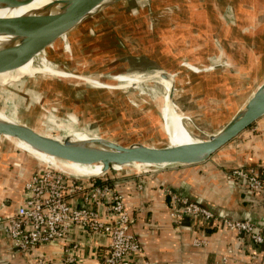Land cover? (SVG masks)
Instances as JSON below:
<instances>
[{"label":"rangeland","instance_id":"obj_1","mask_svg":"<svg viewBox=\"0 0 264 264\" xmlns=\"http://www.w3.org/2000/svg\"><path fill=\"white\" fill-rule=\"evenodd\" d=\"M140 2L102 10L30 61L33 68L5 73L11 79H0V112L53 138L124 146L168 144L160 107L174 109L194 138L220 130L264 79V0ZM43 70L58 74L35 73ZM159 73L173 81L170 106L161 101L167 81ZM257 121L221 149L241 142Z\"/></svg>","mask_w":264,"mask_h":264},{"label":"crops","instance_id":"obj_2","mask_svg":"<svg viewBox=\"0 0 264 264\" xmlns=\"http://www.w3.org/2000/svg\"><path fill=\"white\" fill-rule=\"evenodd\" d=\"M140 1L144 4V0ZM4 74H0L1 80L11 79ZM13 75L23 76L16 72ZM15 147L20 150L0 141V218L17 212L29 195L25 190L27 182L43 168L31 153L16 144ZM215 156L186 167L152 172L112 171L94 179L111 182L113 192L122 197L126 212L133 219L131 231L141 244V264H264V246L227 230L219 221L182 217L179 202H175L187 199L219 218L251 221L264 232V188L249 190L240 182L227 180L225 172L236 167H264V118L246 131L241 142L237 140L230 148L220 149ZM91 180L79 178L86 189ZM68 202L78 208L83 196L74 194ZM106 210V201L96 209L108 225L110 216ZM109 245L106 234L72 228L63 242L41 244L34 256L52 264H104ZM29 259L11 247L0 228V264H29Z\"/></svg>","mask_w":264,"mask_h":264},{"label":"water","instance_id":"obj_3","mask_svg":"<svg viewBox=\"0 0 264 264\" xmlns=\"http://www.w3.org/2000/svg\"><path fill=\"white\" fill-rule=\"evenodd\" d=\"M31 1L33 0H0V5L13 7ZM121 1L123 0H54L56 4L62 6L61 11L55 14L19 20H1L0 37L8 39V43L0 46V74L9 73L29 61L34 62L36 57L44 54L46 49L52 47L58 39L64 38L102 10ZM157 76L164 79L170 77L165 73H159ZM171 85L168 98L172 102L174 89L173 84ZM109 87L111 86L103 85L102 88ZM262 116H264V79L220 130L205 139L194 138L190 134L195 140L182 145L170 144L165 133L168 144L163 147L143 143L124 146L94 136L88 140H75L69 135L64 139H58L43 135L11 118V121L0 118V139L8 140L13 144L10 138L21 141L33 150L59 161L88 167L99 165L101 169L98 173L80 175L64 167L60 162L42 163L34 158L39 165L50 167L71 177L99 179L112 171L122 169L152 172L203 163ZM4 219L5 216L1 217L0 223Z\"/></svg>","mask_w":264,"mask_h":264},{"label":"built area","instance_id":"obj_4","mask_svg":"<svg viewBox=\"0 0 264 264\" xmlns=\"http://www.w3.org/2000/svg\"><path fill=\"white\" fill-rule=\"evenodd\" d=\"M27 182L29 195L17 212L5 216L0 223L11 247L30 257L29 264H52L50 260L34 256L41 244L63 242L72 228L86 233L106 234L110 238L104 264H141V244L132 233L133 219L126 212L122 197L111 187L97 186L91 180L89 189L77 177H71L47 166H42ZM227 180L240 182L252 191L264 188V167L237 168L227 173ZM81 193L82 206L69 204L68 198ZM106 201L110 224L106 225L96 211ZM179 215L219 221L229 231L247 236L255 245L264 246V232L248 220L219 218L214 212L187 199H179ZM71 261V260H70Z\"/></svg>","mask_w":264,"mask_h":264},{"label":"bare ground","instance_id":"obj_5","mask_svg":"<svg viewBox=\"0 0 264 264\" xmlns=\"http://www.w3.org/2000/svg\"><path fill=\"white\" fill-rule=\"evenodd\" d=\"M56 3L51 2L50 0H33L28 4L18 5V7H17V9L13 15V18L11 20L44 17V16H49L51 14H55V13L61 11V9H62V6L58 5ZM0 7H2V8H0V21H1V20H4V18L7 16V14L9 13V11L11 10L12 7H4L2 5H0ZM0 42L2 45H4V44L8 43V39H6L4 37H0ZM24 65L30 69L33 68L30 64V61L25 63ZM35 73L36 74L47 73L51 76H52V74H55V75L58 74L57 72L48 71V70L35 71ZM64 76L66 77V74ZM166 81L167 82H165L163 85L164 95H163V98L161 101L164 103L165 106H170V105H172V102L168 98V92L170 91V88L172 87L171 84L173 81L170 78L166 79ZM160 110H161L162 120L165 124L164 125L165 129L168 133L167 136H168V140H169L170 144L182 145V144H186V143H189L190 141L195 140L194 138L191 137L190 133L185 129L184 125L182 124L181 116L179 114H177L174 111V109L172 111H169L163 107L162 108L160 107ZM0 118L4 119V120L11 121V119L6 118L2 115H0ZM70 137L72 139L79 140L74 136H70ZM6 138H8V137H6ZM10 140L12 142H14L16 145H18L19 147H21L24 151L26 150L27 153H31L38 161H40L42 163L60 162L59 160H56L54 158H51L50 156L44 155L40 152L33 150L32 148H30L28 145H26L25 143H23L21 141L14 140L11 138H10ZM62 162H64V161H62ZM64 163H66V164H62L63 166L69 165V166H64V167L68 168L69 170L73 171L76 174L90 175V174H87L86 172H80L83 170H80L77 167L70 166V165H73V163H68V162H64ZM60 164H61V162H60ZM94 166H96L98 168L95 171L96 173H98V171L101 169V167L99 165H94ZM122 170H124V169H122Z\"/></svg>","mask_w":264,"mask_h":264},{"label":"trees","instance_id":"obj_6","mask_svg":"<svg viewBox=\"0 0 264 264\" xmlns=\"http://www.w3.org/2000/svg\"><path fill=\"white\" fill-rule=\"evenodd\" d=\"M95 182V184L97 185V186H107V187H113V185H112V183L111 182H101L100 180H95L94 181ZM202 206V205H201ZM204 207V206H203ZM204 208H206V207H204Z\"/></svg>","mask_w":264,"mask_h":264}]
</instances>
